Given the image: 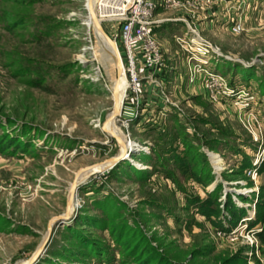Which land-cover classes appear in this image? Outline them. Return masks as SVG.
Returning a JSON list of instances; mask_svg holds the SVG:
<instances>
[{
    "label": "rangeland",
    "instance_id": "rangeland-1",
    "mask_svg": "<svg viewBox=\"0 0 264 264\" xmlns=\"http://www.w3.org/2000/svg\"><path fill=\"white\" fill-rule=\"evenodd\" d=\"M214 7L216 14L208 16ZM89 11L87 0H0V134L5 142L27 145L0 151V264L31 260L53 223L46 249L32 264H166L160 258L226 264L237 256L264 264V203L256 224L244 221L257 219L264 173L250 184L248 168L236 172L243 153L235 150L241 148L253 162L261 151L240 111L241 90L252 92L250 111L264 131V0L159 7L154 34L167 80L149 98L144 88L142 102H133L127 70L116 117L119 135L108 126L121 70L88 25ZM238 22L242 28L235 32L231 26ZM101 24L122 50L118 24ZM190 24L212 45L211 57H201L195 45L197 56L225 77L233 97L214 100L188 90L190 53L178 39L185 32L195 35ZM186 133L208 160L187 158L186 165L170 166L172 172L152 162L159 143L167 150L165 160L183 157ZM129 142L135 143L131 158L113 168L101 166L123 154ZM196 162L209 165L215 181L198 182L190 172ZM214 190L221 193L222 207L229 194L249 209L230 231L214 226L192 203ZM72 195L73 211L57 220L70 211ZM125 240L136 255L124 252ZM111 254L113 260L103 259Z\"/></svg>",
    "mask_w": 264,
    "mask_h": 264
},
{
    "label": "built area",
    "instance_id": "built-area-1",
    "mask_svg": "<svg viewBox=\"0 0 264 264\" xmlns=\"http://www.w3.org/2000/svg\"><path fill=\"white\" fill-rule=\"evenodd\" d=\"M217 0H97L95 11L101 22H114L119 26V35L122 50L121 58L124 62L126 72L130 73V83L132 88L133 102H142L144 94L145 80L156 81L154 76H145L141 67L150 72H163L166 68L165 59L161 46L154 34L155 12L159 7L186 6V4L199 5L200 2H214ZM220 1V0H219ZM163 20H159L161 22ZM158 22V21H157ZM193 37L188 38V33L179 37V41L185 42V50L190 53L188 56L190 82L194 83L203 79L207 95L218 100L222 97L230 98L235 95V90L227 85L225 77L216 74L209 67V59L202 61L198 51H195L194 39L200 40L208 51V57H211L212 45L205 41L194 27L190 24ZM242 23L238 22L231 26L235 32L240 31ZM215 50V49H214ZM205 54H201L203 57ZM220 83V84H218ZM243 97L242 112L240 114L245 119V126L254 135V141L260 143L259 156L254 160V167L248 172L253 180H257L258 166L264 159V131L263 124L260 123L257 116L250 110L251 103L255 101L252 92L241 90ZM247 221V220H244Z\"/></svg>",
    "mask_w": 264,
    "mask_h": 264
},
{
    "label": "trees",
    "instance_id": "trees-1",
    "mask_svg": "<svg viewBox=\"0 0 264 264\" xmlns=\"http://www.w3.org/2000/svg\"><path fill=\"white\" fill-rule=\"evenodd\" d=\"M225 61V60H224ZM229 62V60H226ZM225 64V68L222 69V73L227 74L228 73V66L226 64V62H224ZM230 66V65H229ZM184 138V143H185V151H184V156L181 157L178 154H171V156H174L175 158L177 157V159L174 158V160L171 162L168 159L165 160L164 156H162V152H165L167 150H165V148L163 147V145H161L160 143L157 144L158 146H155L156 148H153L154 150V154H156L158 157H152V156H147V158L150 159L151 161V157H152V162L155 164L157 162V160L160 161V166L163 170H167V171H171L172 169L170 168V166H178L180 167V165H186L184 163H186L187 158L190 159L191 161L193 160V158H195L196 160H198L199 158H201L202 156H204L205 160H208L207 156L205 155V153H202L198 147V145H196V141L194 138L191 139L190 137V133L189 134H184L183 136ZM199 138V137H198ZM6 136H3L0 134V151L5 152L8 151L11 147H15L16 150L18 149H23V150H27V145L24 147H21L20 144H17L15 139L10 138L9 140H7V142H5ZM212 147V146H211ZM234 147V146H233ZM214 148V147H213ZM235 150H237L238 152H242L243 153V158L242 160L239 162L238 168L239 170H237L236 172L238 174H243L244 170L248 168V170H250L251 168L254 167L253 165V159L249 158L246 156V153L243 152L241 150V148L235 147ZM172 152V151H171ZM191 156V157H190ZM158 158V159H156ZM120 163L117 164V166ZM116 167V166H115ZM187 170L190 171L189 167H186ZM168 172V173H171ZM191 173L194 172V177L196 178V180L198 182H200L202 185L206 186L207 184H211L213 181H215V174L213 173V170L211 169V167L208 165H203L200 164V162H196L194 164V166L191 168ZM188 172V173H190ZM258 172L263 174L264 173V160L262 162V164L258 167ZM249 181L250 184L253 183V179L249 176ZM221 184H218V187ZM217 187V188H218ZM209 195L207 197V199H202L200 198V196H195L193 199L194 201H192V203L194 205H196V209L197 211L201 212L202 214H204L208 220L210 222H212L214 224V226H217V228H219L220 230H224V231H230L232 230L233 227H235L238 222L240 220H242L243 218L248 217V208L246 207H240L238 206L235 202H233V200L231 199V197L228 194V198L226 200V202L224 203V207L221 206V204L223 202L220 201L221 198V193L219 191H212L209 192ZM264 184L261 185L260 187V199L257 201V211H256V220L254 219H249L247 221L248 224L250 226L254 225L257 223L258 218L261 217L260 216V212L259 209H261V205L264 203ZM211 204V206H210ZM120 237H123V235H121ZM123 245L126 247L125 251L126 253L130 254H134L136 255V250H130V245L126 242V240L123 242ZM107 250H109L107 248ZM106 250V251H107ZM240 256H237L235 258H231L229 260H226V264H248L247 260L242 259ZM103 259L110 261L114 259V256L111 254L108 257H104ZM164 261L163 263L166 264H177L174 260L172 259H162L160 258V262ZM141 264H150V262L146 261L143 262Z\"/></svg>",
    "mask_w": 264,
    "mask_h": 264
},
{
    "label": "bare ground",
    "instance_id": "bare-ground-1",
    "mask_svg": "<svg viewBox=\"0 0 264 264\" xmlns=\"http://www.w3.org/2000/svg\"><path fill=\"white\" fill-rule=\"evenodd\" d=\"M95 3H96V0H87V7H88V9L90 10V13H91L90 14V17H89V20H88V25L95 27L96 31L98 32V34H100V36H101V38L103 40L102 42L106 45L107 48H109V50L115 56V61L117 62V65L120 66L119 69L121 70L120 84H118V86H117V92H116V93H118V96H117L118 98H117V100H115V109L116 110L110 116V118H109V126H108L109 127V131L112 130V129H114L116 131V134L119 135L120 132L118 131V128H116L117 127V125H116V117L119 114L120 109L122 107V103H121V99L122 98H121V96L123 95L126 87L128 86L127 85L128 82L126 81V79L124 77V75L126 76V71H125L126 68H124V66H123V60L121 58V54L119 53L120 50L118 51L119 48H118L117 43H115V42H109L107 40V38L105 37V35L101 34L100 31L97 28L98 27V23H100V19L98 18L97 13H96V11L94 9L95 8ZM193 42L197 46L198 51H200L202 54H205V55L208 54L207 49L205 47H203V44L200 42V40L196 39ZM114 43H115L116 46L114 45ZM115 48H116V50H115ZM110 133H111V131H110ZM112 135H115V134H112ZM134 146H135V143H133L131 145V142H129V147L132 150H134ZM127 149L128 150L126 151L125 148H124V145H123V154H121L120 156H125L129 152V148H127ZM128 156H129V154H128ZM129 157L131 158V156H129ZM97 165H99V164H97ZM97 165H95V166H97ZM95 166H94V168H95ZM101 166H102V164H101ZM73 209H74V206H73V200H72L71 206H70V211L68 213H66V215H69L73 211ZM41 250H42V247L37 250V252L32 257L31 260L25 261L23 264H32L34 262V259H35L36 255Z\"/></svg>",
    "mask_w": 264,
    "mask_h": 264
},
{
    "label": "water",
    "instance_id": "water-1",
    "mask_svg": "<svg viewBox=\"0 0 264 264\" xmlns=\"http://www.w3.org/2000/svg\"><path fill=\"white\" fill-rule=\"evenodd\" d=\"M90 12V11H89ZM91 14V13H90ZM102 22H101V20H100V23H98V30L100 31V33L101 34H103V35H105V37L107 38V40L109 41V42H115V41H113L111 38H110V36L105 32V30H104V28H103V26H102V24H101ZM116 43V42H115ZM114 137H116L117 139H118V137L117 136H115V135H113ZM119 140V139H118ZM120 142V141H119ZM128 149H126V151H127ZM132 149L129 147V152L125 155V156H115V157H112V158H110V159H108V160H106V161H104V162H102L101 164H102V166H108V165H111V168H113V167H115V165L116 164H118L120 161H122V160H124V159H127L129 156H128V154L131 156V154H132ZM92 169H94V166L93 167H89V168H86V169H84V171L83 172H87V171H92ZM80 176V174L77 176V178ZM72 188H73V190L75 191L77 188H78V180L76 179V181L73 183V186H72ZM74 191H73V195H75V193H74ZM73 195H72V197H71V199L70 200H73L74 198H73ZM70 203V202H69ZM66 218V214H61L59 217H57L56 219L57 220H60V221H62V220H64ZM54 223L50 226V232H49V234H48V237H47V239H46V241L44 242V244H43V246H42V250L40 251V252H38V254L36 255V257H35V259H34V262L35 261H37L38 259H39V256L41 255V253L46 249V244H47V242L51 239V236H52V233H53V229H54Z\"/></svg>",
    "mask_w": 264,
    "mask_h": 264
},
{
    "label": "crops",
    "instance_id": "crops-1",
    "mask_svg": "<svg viewBox=\"0 0 264 264\" xmlns=\"http://www.w3.org/2000/svg\"><path fill=\"white\" fill-rule=\"evenodd\" d=\"M213 12L209 13L208 16L213 17L216 14L217 11V7H214V9L212 10ZM141 71L145 76H154L156 81H150V80H146V84H145V89H146V95L149 98L151 92H153L154 90H160V88H163V85L165 84L167 78H166V73L163 72H150L149 70L144 69L143 67H141ZM222 75L226 76L224 73H222ZM200 81H196L194 83L189 82L188 83V90L192 89L194 91H196L197 93H206V89L204 88V85H200L199 83Z\"/></svg>",
    "mask_w": 264,
    "mask_h": 264
}]
</instances>
